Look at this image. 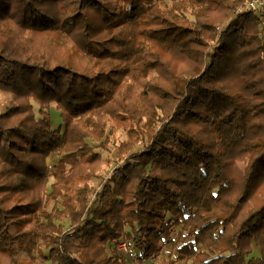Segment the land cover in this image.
Returning <instances> with one entry per match:
<instances>
[{
    "label": "trees",
    "instance_id": "trees-1",
    "mask_svg": "<svg viewBox=\"0 0 264 264\" xmlns=\"http://www.w3.org/2000/svg\"><path fill=\"white\" fill-rule=\"evenodd\" d=\"M158 1L0 0V264H264L260 17Z\"/></svg>",
    "mask_w": 264,
    "mask_h": 264
},
{
    "label": "rangeland",
    "instance_id": "rangeland-1",
    "mask_svg": "<svg viewBox=\"0 0 264 264\" xmlns=\"http://www.w3.org/2000/svg\"><path fill=\"white\" fill-rule=\"evenodd\" d=\"M112 2L116 5L119 6L121 4V0H112ZM159 5L162 9H167L168 7H170L171 3L170 0H161L158 1ZM15 92V87H7L5 85H1L0 84V110L3 108V106L7 103L10 102L11 100V94ZM50 117H51V123L52 125L58 126L61 123V117L59 115V111L55 109V107L52 105L50 107ZM97 119L100 122H106L109 123V121L107 120V117L105 115V113H101L97 116ZM114 136L118 139V140H122L124 138V134L121 130H117L114 133ZM89 144H92L95 146V150L101 154V156L103 158H107L108 161H106V163L103 165L102 169L100 170V172L96 175V176H89L87 177V183L89 186H91L92 188V195L95 192V190L97 188H99L102 184V182L107 178V176L110 174V170L111 168L116 164L117 160H116V150L115 149H110V150H104L102 149L100 146H97V143L92 142L91 140H87ZM139 148V147H138ZM137 148V149H138ZM58 160V156L57 154H52L47 158V163L48 165L52 168V170L54 169V165L56 164ZM247 158L243 157L240 161H238L239 166L243 167L246 164ZM88 162H82L79 163L76 167L75 170V175L78 177H83L85 172L88 169ZM53 180L52 175H49L48 177V183H51ZM70 218H73L74 215L71 214L69 216ZM64 225L67 227L69 224V218L64 219L63 221ZM108 249L113 252V251H117L119 252L118 248L116 249L115 244L114 245H109ZM121 253V252H119ZM123 253V252H122ZM16 254L19 257H26L25 253L20 250L17 249L16 250ZM124 255H126V264H133L130 256L127 255V253H123ZM169 254H172V256H174V250H172V248L170 247V245L166 242L165 246L163 247L161 254L158 258L154 259V264H163V261L166 260V258L168 257ZM252 255H259V249L257 247L254 246L253 248V253ZM175 264H181L180 262H177Z\"/></svg>",
    "mask_w": 264,
    "mask_h": 264
},
{
    "label": "built area",
    "instance_id": "built-area-1",
    "mask_svg": "<svg viewBox=\"0 0 264 264\" xmlns=\"http://www.w3.org/2000/svg\"><path fill=\"white\" fill-rule=\"evenodd\" d=\"M244 4L247 8L253 10L256 12L260 17V25L261 28L264 30V0H244ZM116 248H118L120 252L126 253L127 248L124 242H121L116 245ZM133 264H152L149 262H141V261H135Z\"/></svg>",
    "mask_w": 264,
    "mask_h": 264
}]
</instances>
